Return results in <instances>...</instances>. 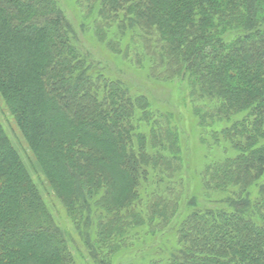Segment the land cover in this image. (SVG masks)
I'll use <instances>...</instances> for the list:
<instances>
[{
	"label": "trees",
	"instance_id": "16d2710c",
	"mask_svg": "<svg viewBox=\"0 0 264 264\" xmlns=\"http://www.w3.org/2000/svg\"><path fill=\"white\" fill-rule=\"evenodd\" d=\"M79 3L113 54L186 83L202 142L224 154L201 205L170 114L97 69L56 0H0V95L87 256L116 264L134 235H173L126 264H264V0ZM0 264H77L1 119Z\"/></svg>",
	"mask_w": 264,
	"mask_h": 264
},
{
	"label": "rangeland",
	"instance_id": "374dc122",
	"mask_svg": "<svg viewBox=\"0 0 264 264\" xmlns=\"http://www.w3.org/2000/svg\"><path fill=\"white\" fill-rule=\"evenodd\" d=\"M56 1L68 23L73 28L79 44L95 63L98 64L97 69L100 72L104 73L109 79L124 84L130 89L132 94L147 97L153 110L166 115L170 114L172 117V124L182 133L181 145L184 160V193L190 197H195L199 204H206L202 187V172L209 162L223 158L224 154L221 150L209 148L202 142L204 140L202 128L199 127L198 118L195 115L196 107L192 99H190L189 89L186 83L178 79H153L148 71V66L144 69H139L122 57L113 54L105 44L101 43V41L95 37L93 23L96 19V15L90 19H86V13H84L86 9L79 3L81 0ZM123 43L128 44L129 42L125 39ZM124 47H126V45ZM0 119L6 135L21 154L34 181L39 186L46 205L49 207L56 223L61 229L66 231L72 240L77 264H94L87 256V252L75 232L65 208L55 196L42 173L37 169L36 160L25 143L14 117L7 109L1 95ZM136 239H138V237L134 235L130 241L129 249L123 248L116 253V264H126L132 261L134 256L142 254L138 253L139 251L137 248L144 246V242L135 241ZM158 239H160V237L147 241L144 247L154 243V248L156 249L153 248L152 251H146L144 248L143 254L145 258L151 259L159 255L157 254L159 253L157 251L158 249H164L162 251L163 254L167 253L176 243V238L173 235L165 237L164 240L161 239L162 241L159 243H157Z\"/></svg>",
	"mask_w": 264,
	"mask_h": 264
}]
</instances>
